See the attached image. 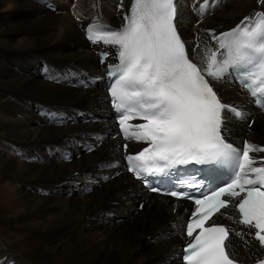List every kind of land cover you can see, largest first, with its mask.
Wrapping results in <instances>:
<instances>
[{
  "label": "bare ground",
  "instance_id": "obj_1",
  "mask_svg": "<svg viewBox=\"0 0 264 264\" xmlns=\"http://www.w3.org/2000/svg\"><path fill=\"white\" fill-rule=\"evenodd\" d=\"M203 3L177 0L180 29L200 61L215 47L212 36L222 26L264 10L261 0H208L201 14ZM129 4L0 0V264H182L190 203L148 194L125 170L114 176L124 168L121 139L110 133L115 125L105 90L87 78L102 73L105 64L99 46L85 37V25L123 23ZM80 77L85 81L78 82ZM215 82L226 102L256 116L248 127L227 114L229 137L248 136L264 145V112L231 79ZM232 124L242 127V135L230 132ZM87 141L99 145L86 152ZM65 149L73 153L69 160L61 154ZM136 199L145 200L142 209ZM232 211L223 210L219 220L233 222ZM242 228V236L229 237L231 251L242 260L261 256L263 248Z\"/></svg>",
  "mask_w": 264,
  "mask_h": 264
},
{
  "label": "snow or ice",
  "instance_id": "obj_2",
  "mask_svg": "<svg viewBox=\"0 0 264 264\" xmlns=\"http://www.w3.org/2000/svg\"><path fill=\"white\" fill-rule=\"evenodd\" d=\"M201 7L206 10L208 0ZM175 17L176 0H132L122 29L92 23L87 36L94 44L103 42L118 48L119 63L110 66L113 107L120 113L125 139L149 145L127 157L129 171L137 179L147 183L149 176H159L181 188L203 187L179 177V166L231 169L234 178L230 182L195 199L196 210L186 225L187 236L193 239L184 248L183 260L184 264H237L226 244L230 229L216 222L205 225L214 213L230 206L222 197L238 198L239 223L254 228V239L264 247V162L251 155L264 153V147L246 142L238 150L226 142L222 134L224 112L241 119L244 113L222 103L206 77L219 81L235 74L264 108V11L246 17L227 33L213 35L217 48H207L200 63L186 51ZM106 57L107 53H102V58ZM132 119L144 123L128 124ZM131 128L135 131L129 132ZM173 169L177 170L174 180ZM151 191L160 188L151 187ZM164 194L176 198L190 195L177 190Z\"/></svg>",
  "mask_w": 264,
  "mask_h": 264
},
{
  "label": "rangeland",
  "instance_id": "obj_3",
  "mask_svg": "<svg viewBox=\"0 0 264 264\" xmlns=\"http://www.w3.org/2000/svg\"><path fill=\"white\" fill-rule=\"evenodd\" d=\"M75 2H78V1H76L75 0ZM59 10L58 11H56V12H58L59 14H63L64 13V8H58ZM50 10H52L53 11V9L51 8ZM194 10V9H193ZM84 11V10H83ZM55 12V11H54ZM194 12H196V11H194ZM124 15V14H123ZM92 18H90L89 19V21L91 20ZM93 19H101V17H95V18H93ZM103 19V18H102ZM87 23V21L85 22V24ZM110 23H112V22H110ZM198 25L199 26H201L202 25V22L201 21H198ZM82 27H84V26H81V30H82ZM229 27V26H228ZM225 29L223 26L220 28V29ZM44 108H50V107H48V106H44ZM86 110V109H85ZM110 114V113H109ZM107 117H108V119H109V115H107ZM104 126H108L107 124L106 125H104ZM104 126H102V127H104ZM102 127H99V128H102ZM229 130H230V132H234V131H239L240 133H241V135H242V127L240 126V125H238V124H232V125H229ZM76 137H79V136H76ZM244 137V136H243ZM117 147H119V146H117ZM62 151V150H61ZM36 157V159L35 160H38L39 159V157L38 156H35ZM79 157V156H78ZM140 196V195H139ZM138 196V197H139ZM137 197V198H138ZM137 200V199H136ZM135 202H138V201H135ZM164 214V213H163ZM159 218V217H158ZM159 219H161V217L159 218ZM172 222V221H171ZM151 233V232H150ZM149 233V234H150ZM12 235H15L14 236V238L16 239V235H17V239L18 238H21L22 236H20V234H18V233H15V232H12L11 233ZM23 235H25V234H23ZM13 237L11 238V239H14ZM5 240L7 241V242H9L10 241V239H8L7 237L5 238ZM19 240V239H18ZM13 241V240H12ZM244 260H252V259H244Z\"/></svg>",
  "mask_w": 264,
  "mask_h": 264
}]
</instances>
